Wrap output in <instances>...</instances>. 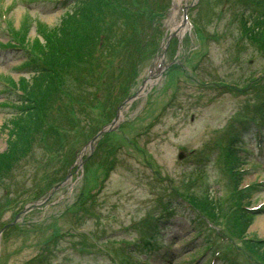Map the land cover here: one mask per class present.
<instances>
[{"label": "rangeland", "instance_id": "1", "mask_svg": "<svg viewBox=\"0 0 264 264\" xmlns=\"http://www.w3.org/2000/svg\"><path fill=\"white\" fill-rule=\"evenodd\" d=\"M184 6L190 22L181 31L176 25ZM239 8L238 0H118L109 10L102 9L104 32L96 41L105 36L108 48L113 45L114 62H106L108 70L100 74V82L110 77L109 93L99 86L95 89L99 96L92 95L99 68L90 69L91 63L82 56L76 59L71 72L84 78L83 91L73 88L70 97L77 95L82 101L65 100L56 116L64 141L52 140L53 149L47 153L43 150L47 141L36 137L32 155L14 161L11 175L1 177L0 227L62 175L64 160H70L72 152L75 162L87 156V140L144 80L146 86L122 106L117 130L99 141L86 176L84 164L81 170L72 168L66 185L3 231L0 264H121L128 258L136 263L147 259L144 264H204L210 259L209 250L195 260L207 244L217 252L228 247L229 259L239 264H263L261 254L246 242L264 239V53L239 33ZM64 10L44 0H0V44L12 41L7 28L13 31L23 24L28 42L32 41L38 29L57 26ZM169 32L174 34L165 55L155 53V46L162 45L159 33L163 39ZM39 39L43 41L42 34ZM22 60L19 51L0 49V80L9 83L24 75L18 70ZM158 64L160 74L148 83L150 69L157 73ZM4 88L0 84V126L13 111L2 103L7 97ZM255 130L260 141L253 137ZM237 134L245 169L241 185L247 187L243 191L250 193L248 205L256 213L245 235L227 241L225 229L215 221L210 227L175 197L182 188L200 193L207 183L223 206L214 216L227 211L222 198L229 191L228 177L220 168L219 154ZM52 136L49 133L46 140ZM6 142V133L1 134L0 153ZM199 168L200 177L192 184ZM167 203H178L169 214L163 211ZM158 215L173 219L171 227L159 230L160 250L153 253L132 246L145 239L144 224L151 221L147 218L154 222ZM196 216L198 226L193 221ZM230 222L222 218L220 223ZM217 237L222 238L216 242Z\"/></svg>", "mask_w": 264, "mask_h": 264}, {"label": "trees", "instance_id": "2", "mask_svg": "<svg viewBox=\"0 0 264 264\" xmlns=\"http://www.w3.org/2000/svg\"><path fill=\"white\" fill-rule=\"evenodd\" d=\"M113 2L118 3V0H72L60 23L52 29L45 28L40 32L43 42L38 38L31 42L25 41V35L21 36L20 31H13L15 37L19 36V44L26 46L27 58L36 61V64L30 73L29 80H20L19 88L22 96L17 95L15 100L18 110L3 125L4 128L8 127L10 139L7 150L0 154V179L9 175L10 170L14 167V161L25 158L31 152L32 141L36 137L42 136L46 141L49 133L58 138L65 134L61 124L56 120L57 114L61 112L65 100L70 103L82 101L77 95L70 97V91L73 88L80 93L83 91L82 81L84 78L79 73L71 72V67L75 65L73 63L76 59H80L82 56L85 59L84 62L91 63L90 69L99 68L92 95L97 97L99 91H95V89L99 86H102L104 93H109L110 77L105 82H100V74L102 69L108 70L106 62H114L111 53L113 45L111 44L108 48L109 43L106 42L107 37L105 36L102 37L105 40L100 42H97L96 39L101 37L104 32L103 26H100L102 9L109 10ZM245 17L246 15L242 13L241 31L246 34L252 44L264 53V9H261L258 15L251 14L249 17ZM22 30H26L24 24ZM136 47L137 53L140 52L138 50L140 45L136 44ZM93 64H96V68L93 67ZM54 100L55 108H52ZM71 112L74 113L73 110ZM4 128L0 127V132H5ZM226 153L231 154L230 159L226 157L225 162L231 174V185L234 186L230 199L224 200L226 212H222L218 218L215 217V213L221 211V199L210 197L206 192L204 195L184 190L177 193L188 204L204 213V216L211 217L210 214H212L213 222L220 223L222 218L231 221L228 225L223 224L225 228L230 232L233 227L235 235L242 236L250 225L251 218L247 216L246 211L240 208L241 202L246 196L244 192L237 190L242 176L238 172L241 164L234 150L228 149ZM247 245L254 252L261 254L260 258L264 263V246L255 242H250Z\"/></svg>", "mask_w": 264, "mask_h": 264}, {"label": "bare ground", "instance_id": "3", "mask_svg": "<svg viewBox=\"0 0 264 264\" xmlns=\"http://www.w3.org/2000/svg\"><path fill=\"white\" fill-rule=\"evenodd\" d=\"M172 30V29H171ZM148 82H152V81H148ZM146 86L145 84L143 85V87Z\"/></svg>", "mask_w": 264, "mask_h": 264}]
</instances>
